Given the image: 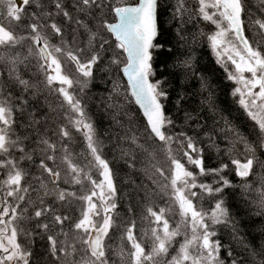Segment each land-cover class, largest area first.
Instances as JSON below:
<instances>
[{"label":"snow or ice","instance_id":"snow-or-ice-1","mask_svg":"<svg viewBox=\"0 0 264 264\" xmlns=\"http://www.w3.org/2000/svg\"><path fill=\"white\" fill-rule=\"evenodd\" d=\"M197 4L189 12L185 0H177L172 15L177 51L168 71L198 80L199 91L207 92L202 103L213 110L211 86L196 73L190 52L181 49L190 48L186 26L193 18L216 26L207 39L225 70V56L234 66L228 73L238 85L232 94L258 129L254 143L226 121L220 131L245 145L244 162L231 163L245 202L264 216V160L257 155L264 149V0L255 13L245 0ZM158 8V0L136 5L125 0H0V264H38L30 243L21 240L34 236L47 241L49 264H117L113 254L127 264H224L218 226L230 229L236 239V222L222 197L210 210L200 202L233 187L222 175L228 164L206 168L196 140L172 131L169 82L164 75L157 78L155 61L163 47L157 42ZM114 66L127 77L131 96L147 118L142 137L125 118L119 82L110 79L111 92L100 106L112 110L119 128L109 140L137 177L129 181L124 216L85 99L96 74L107 75ZM186 99V93L178 94V111ZM185 117L192 119L189 113ZM74 133L83 136L86 155L73 151ZM204 134L214 144L213 136ZM154 146L164 161L156 158ZM178 153L198 173L186 169ZM198 176H212L213 183L198 182ZM172 204L179 208L175 227ZM138 219L148 224L142 235ZM117 232L127 247H112ZM174 243L178 249L169 257ZM227 255L229 264H264V242L244 245L243 253L229 248Z\"/></svg>","mask_w":264,"mask_h":264},{"label":"trees","instance_id":"trees-1","mask_svg":"<svg viewBox=\"0 0 264 264\" xmlns=\"http://www.w3.org/2000/svg\"><path fill=\"white\" fill-rule=\"evenodd\" d=\"M137 1L125 0V3L135 5ZM158 3L157 23L159 36L157 42L162 44L163 47L156 51L155 61L159 66L157 78L160 75H164L169 82L171 101L167 107L171 119L176 124V128L172 129V131H185L196 140L202 149L203 162L206 168H219L221 164H228V168L224 170L222 175L231 182L233 187L225 188L215 198L205 197L200 202V206L205 210H210L214 206L215 199L222 197L230 215L235 220L237 228L236 239L233 238L230 229H225L222 226H218V235L216 237L224 245L220 252V259L224 264H229L232 259L227 255L229 248L233 250L234 254L243 253L244 245L264 242V216L256 215L255 205L245 202V198L241 195V178L236 175L235 165L231 163L232 159L244 162L245 145L242 142L233 141L232 137L230 135L226 136L224 132L220 131V128L225 127L226 121L228 125L253 143L256 141L258 129L255 122L250 119L245 109L239 104L238 97H234L232 94L234 88L237 87V84L228 78L229 71H235L233 65L225 60L228 69L226 71L225 65L218 62L217 56L207 39L208 35L217 30L214 24L203 21L198 17L189 21L186 26V35L190 48L181 49V51L190 52L196 73L205 78L211 86V92L213 93L211 100L214 101L215 108L210 110L208 103H202L207 92L199 91L200 84L198 80L186 79L183 74L168 71L175 61L177 51L174 31L175 21L172 19L177 0H158ZM185 4L189 12L198 8L197 0H185ZM260 5L261 0H245V7L251 9L253 13L256 12ZM57 19L59 20L60 18ZM246 34L250 33L246 31ZM193 36H195V41L192 40ZM170 47L171 51H169ZM113 50L115 51V49ZM121 59L123 60L124 57L122 56ZM165 65H167V68H165ZM113 78L120 85L119 95L123 99L121 107L126 113L125 118L133 121L142 137L147 134V125L129 94L121 72L115 69L114 66L113 70L107 75L104 72L97 73L85 93L87 101L86 111L94 123L98 138L103 141V158L110 162V167L113 169L115 183L118 188V203L120 205L118 211L121 216H124L128 206V194L132 192L129 181L137 177L126 166L125 161L120 158L118 150L113 149L112 143L114 141L109 140V137L117 135V129L119 128V125L112 120V110L100 106L102 98L111 92L112 84L108 81ZM181 92L186 93L188 99L182 102L183 106L178 111L175 107V100ZM41 102H43L42 98ZM185 113L191 114L192 119H186ZM200 125H203V127H200ZM206 132L213 136L214 144L204 134ZM72 149L81 155L87 154L86 142L80 133H74ZM154 154L158 160H165L164 153L158 147H155ZM257 155L261 160H264V149H258ZM177 156L186 169L194 174L198 173L199 169L189 163L182 154L178 153ZM93 177L100 178L99 173L95 170H93ZM213 179L212 176L197 177L198 182L213 183ZM156 204L157 206H164L160 200H157ZM76 207V215H78L80 206L77 205ZM169 215L171 216L170 223L172 227H175L176 225L172 221L178 222L180 219L178 205H171ZM137 226L141 235L143 230L148 228L147 222L139 219L137 220ZM21 240L24 243H30L38 264H49L50 258L47 255V241L45 239L40 236H34L31 241H27L23 237ZM180 240H182V237H177V241ZM117 244H121L119 232L115 233L112 247L115 248ZM121 246L127 247L123 244ZM177 249L178 244L174 243L173 248L170 249L169 257L175 255ZM113 260L117 264H127L126 261H120L115 254H113Z\"/></svg>","mask_w":264,"mask_h":264},{"label":"water","instance_id":"water-1","mask_svg":"<svg viewBox=\"0 0 264 264\" xmlns=\"http://www.w3.org/2000/svg\"><path fill=\"white\" fill-rule=\"evenodd\" d=\"M138 2H139V0H138ZM122 76H123V78H124V80H125V82H126L128 88H129V93H130V96H131V90H130V86L128 85V82H127V77H125L123 74H122ZM131 97H132V96H131ZM132 99H133V101H134V103H135L134 97H132ZM135 104H136V103H135ZM136 106H137L138 110L140 111L142 117L144 118V120H145V122H146V124H147V118H146V117L144 116V114H143V109L140 108V106L137 105V104H136Z\"/></svg>","mask_w":264,"mask_h":264},{"label":"rangeland","instance_id":"rangeland-1","mask_svg":"<svg viewBox=\"0 0 264 264\" xmlns=\"http://www.w3.org/2000/svg\"><path fill=\"white\" fill-rule=\"evenodd\" d=\"M223 59L227 61V57H226V56H225V57H223ZM245 75H248V74L246 73ZM237 86H238V85H237Z\"/></svg>","mask_w":264,"mask_h":264}]
</instances>
